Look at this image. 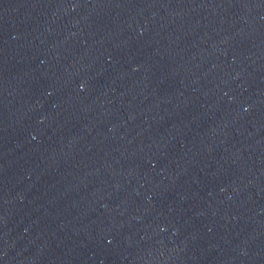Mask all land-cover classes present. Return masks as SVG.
Instances as JSON below:
<instances>
[{"label":"water","instance_id":"1","mask_svg":"<svg viewBox=\"0 0 264 264\" xmlns=\"http://www.w3.org/2000/svg\"><path fill=\"white\" fill-rule=\"evenodd\" d=\"M0 264H264V0H0Z\"/></svg>","mask_w":264,"mask_h":264}]
</instances>
